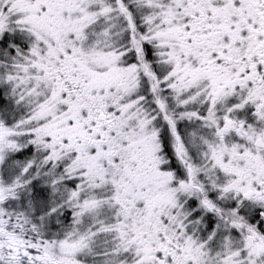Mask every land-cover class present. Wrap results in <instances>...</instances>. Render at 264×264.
I'll list each match as a JSON object with an SVG mask.
<instances>
[{
    "label": "snow or ice",
    "instance_id": "6c2138e0",
    "mask_svg": "<svg viewBox=\"0 0 264 264\" xmlns=\"http://www.w3.org/2000/svg\"><path fill=\"white\" fill-rule=\"evenodd\" d=\"M0 264H264V0H0Z\"/></svg>",
    "mask_w": 264,
    "mask_h": 264
}]
</instances>
